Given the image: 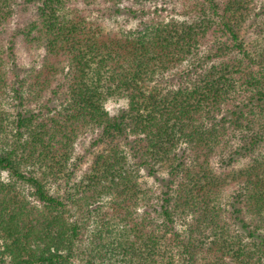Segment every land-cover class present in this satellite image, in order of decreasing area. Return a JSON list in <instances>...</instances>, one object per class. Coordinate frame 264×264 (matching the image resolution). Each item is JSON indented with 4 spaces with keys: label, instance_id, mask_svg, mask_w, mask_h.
<instances>
[{
    "label": "trees",
    "instance_id": "16d2710c",
    "mask_svg": "<svg viewBox=\"0 0 264 264\" xmlns=\"http://www.w3.org/2000/svg\"><path fill=\"white\" fill-rule=\"evenodd\" d=\"M0 264H264V0H0Z\"/></svg>",
    "mask_w": 264,
    "mask_h": 264
},
{
    "label": "rangeland",
    "instance_id": "374dc122",
    "mask_svg": "<svg viewBox=\"0 0 264 264\" xmlns=\"http://www.w3.org/2000/svg\"><path fill=\"white\" fill-rule=\"evenodd\" d=\"M116 22H111V25H123L126 27H134L137 23V19H131L130 17H126V15H120L116 16L115 18ZM21 62L19 63L18 70H20V74H25L32 66L35 64L32 63L29 59H20ZM126 107V100L125 99H109L105 103V109L108 110V112L111 115L117 114V112L121 109ZM5 176V173L3 174ZM140 179L147 181L148 183H152V178L147 176V174L144 171L140 172Z\"/></svg>",
    "mask_w": 264,
    "mask_h": 264
}]
</instances>
